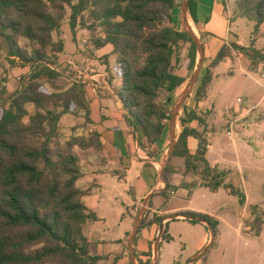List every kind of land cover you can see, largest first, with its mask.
Returning a JSON list of instances; mask_svg holds the SVG:
<instances>
[{
    "label": "trees",
    "instance_id": "trees-1",
    "mask_svg": "<svg viewBox=\"0 0 264 264\" xmlns=\"http://www.w3.org/2000/svg\"><path fill=\"white\" fill-rule=\"evenodd\" d=\"M66 6L72 10L70 26L74 36L78 16L90 6V20L104 34L93 39L92 44L96 49L111 45L112 54L118 56L114 70L123 81L119 97L128 112L127 122L139 145L151 157V147L167 133L170 106L177 90L186 82L174 71L180 51H187L184 70L193 71L197 64V46L179 26L178 0H79L76 5L73 0H0V56L3 39L9 56L31 68L21 89L0 105V264H98L102 260L101 256L91 255V243L84 235L85 225L97 221V214L85 203L92 187L78 186L83 172L76 152H102V136L92 131L60 143L59 124L64 115L84 109L90 122L84 87L73 84L67 91L52 92L44 84L58 75L48 63L47 51L50 48L52 54H58L65 49L64 42L53 40V33L61 27ZM237 6L239 15L254 24V38L249 47L225 44L198 80L195 108L183 106L179 119L182 132L172 158H182L186 172L197 174L199 182L182 180L173 186L169 180L178 170L169 164L165 170L166 187L156 194L165 202L181 192L188 197L198 186L212 191L225 186L230 194L239 195L241 202H245L244 195L226 184V172L209 163L206 134L192 127L194 122L206 123L198 110L208 96L212 68L234 54L248 61L250 69L264 63V50L255 47L256 36L264 26V0H238ZM196 7L195 0H190L189 12L195 23ZM22 38L38 46L32 57L21 48ZM6 93L4 89L0 96ZM29 107L34 108L32 114ZM59 108L62 110L58 111ZM190 137L198 141L195 154L189 149ZM257 213L255 206L252 214ZM185 214L204 218L217 235L219 221L215 217L196 212ZM162 219L147 221L145 217L140 230L160 224ZM263 224L257 217L247 225L260 235ZM168 230L169 224L163 241L171 242L173 237Z\"/></svg>",
    "mask_w": 264,
    "mask_h": 264
},
{
    "label": "rangeland",
    "instance_id": "rangeland-1",
    "mask_svg": "<svg viewBox=\"0 0 264 264\" xmlns=\"http://www.w3.org/2000/svg\"><path fill=\"white\" fill-rule=\"evenodd\" d=\"M78 2L79 0H73L74 5ZM226 2L235 16L230 30L238 35L246 46H250L254 38V24L245 17L237 16L238 0ZM183 3L184 0H178V22L180 28L185 31L182 28ZM71 15V8L66 6L61 27L53 33V40L64 42L65 49L58 54H52L51 49H48V63L58 75L46 80V87L52 92L67 91L73 84L89 85V88L95 89L97 82L93 79H103L93 77L96 74L106 75V79H121L114 72L118 56L111 54L110 47L109 51L107 48L98 50L92 44L93 39L102 38L104 34L102 28L90 20V6L78 16L75 36L70 26ZM194 33L200 41L198 34ZM1 42L3 48L0 56V93L4 89L7 93L0 96V105L9 101L31 75L30 66L23 64L18 58L9 56L5 41L1 39ZM19 44L28 57H32L34 49L38 48L24 38L20 39ZM255 47L264 50V30L256 36ZM186 56L187 51L182 49L178 60L175 61L174 71L179 74L185 72L189 82L196 67L190 72L183 69ZM261 64L257 70L250 69L249 63L242 64L235 58L230 60L229 64L224 63L216 67L209 92L214 100L215 110L211 114H202L209 127L208 140L212 145L207 159L211 165H216L220 171L226 172V184H231L244 195L245 202H241L239 195L230 194L225 186L216 191L198 186L188 197L186 192H182L180 196L172 197L169 202L156 196V193L143 212V220L145 217L147 221L154 218L163 219L158 223L159 226L157 224L154 237L151 234V226L139 229L133 247L134 253H131L129 239L144 203L141 202L133 214L134 203L140 202L142 195L135 190V193H129L127 189H135V181L141 177L144 162L133 164L131 173L124 177L126 183L120 181V173L114 171L110 162L111 165L102 168L101 173H91L88 183L82 179L78 184L80 188L98 184L92 195L85 199L87 205L97 214V221L89 222L84 227V235L91 242V255L102 257L98 264H155L156 261L157 264H185L198 252L197 248L204 240L206 228L200 224L182 221L185 220L183 217L170 220L175 215H185L180 213L182 211L211 214L219 221L214 244L194 264H264V224L260 235H256L247 225L253 223L257 217L264 223V63ZM203 73L204 68L200 77ZM177 97L170 106L171 117ZM28 110L30 114L34 112L32 107ZM86 114L84 109H78L76 114L63 116L59 124L60 143H65L73 135L87 136L90 133L87 125L79 126L83 119L87 120ZM179 119L180 113L176 127L178 139L182 132ZM169 124L170 121L166 133V148L170 147ZM229 132H232V137ZM168 151L162 156L161 164H165ZM76 152L80 154L81 150L76 149ZM146 152L149 153L148 150ZM169 164L178 170V179L188 183L199 182L197 174L186 172L182 158H171ZM82 169L84 171L83 167ZM255 206L258 207L256 216L252 214ZM162 223L169 224L168 231L173 240L160 243L157 257L155 243ZM151 244L152 255L145 261L146 256L150 255ZM142 251H147L148 254H142ZM142 256L144 258H141Z\"/></svg>",
    "mask_w": 264,
    "mask_h": 264
},
{
    "label": "crops",
    "instance_id": "crops-1",
    "mask_svg": "<svg viewBox=\"0 0 264 264\" xmlns=\"http://www.w3.org/2000/svg\"><path fill=\"white\" fill-rule=\"evenodd\" d=\"M195 2L197 5L196 7L197 23L194 22L189 10H188V22L192 27L193 31L198 34L200 38V42L203 45L205 51V59L203 64L204 69L216 58V56L218 55V53L225 44L236 42L238 45L249 47L246 46L240 40L238 35L233 34L229 28L232 25V21L235 16L232 14L231 8L227 4L226 0H195ZM263 27L261 29L262 31L264 30ZM182 28H183V24H182ZM109 47L111 48V54H112L111 45H107L104 48H107V50L109 51L110 50ZM235 58H237L240 62H242V64H244L245 62L249 63L248 61H243V59L236 56V57L226 58L225 61L220 65L224 63L229 64V61ZM198 60H199V55L197 57V63ZM260 65L262 64H259L255 69L257 70ZM216 67L211 69L213 75L212 82L214 79V69ZM180 75L186 78L185 72L180 73ZM93 77L95 78L103 77V79H93L97 82L95 83L96 85L95 89L89 88V85L83 86L85 91V100L87 102L89 109L90 122H87L86 119H83L79 126L87 125L89 127L90 132L95 131L99 133L102 136L104 149L100 153L96 152L93 149H89L85 151L81 150L80 154L77 153L80 158V166L83 172V177L80 180L84 179L88 183L90 180L89 175L91 173L92 174L101 173L102 168H106L108 165L112 164L111 166L114 168V171L116 173H120L119 174L120 181L122 183H126L124 177L131 173L133 164L135 162H144V167L141 172V177L135 181V189L131 187H128L127 189L129 193H135V191H137L139 194L142 195V200L140 202H135L132 208V212L133 214H135L140 203L141 202L144 203L145 199L148 197L150 193H152L153 191H158L157 193H160L164 191L166 187L167 181H165V179L161 175V170L164 165L161 164L162 156L166 154V152L169 149L166 148V141H167L166 134L163 136L162 140L158 144L151 147V151L154 153V157L148 155L149 153L146 152L147 149L139 145L137 140V135L134 129L129 125V123L126 120L128 112L119 97V92L123 86V81L121 79H106V75L103 74H96ZM188 80L189 79L186 78L185 84L177 90V93L174 98L175 100L176 96H178L176 102L178 101L180 95L185 90L188 84L187 83ZM211 84H210V88H211ZM210 88H209V92H210ZM194 91L195 88L193 89V91L191 92V94L183 104V106L185 105L189 110L194 109L196 106L194 100ZM209 92L207 98L203 101V103L199 107L198 111L201 114H207V113L211 114L215 110L214 100L210 96ZM183 106H182V110L180 109L179 112L180 117L184 113ZM192 127L197 129L201 133H205L208 140L209 127L207 126L206 123L205 125H199L197 124V122H194L192 124ZM78 132L80 134L79 129ZM188 144H189L190 152L192 154H195L198 149V141L195 138L190 137L188 140ZM211 150H212V145L208 140L207 154ZM160 165H161V169H159ZM211 166L218 168V166L216 165H211ZM82 167L84 168V171ZM111 171H113V169ZM178 176H179L178 174L171 176L169 180L170 184H172L173 186H178L182 181V179H178ZM97 186H98L97 183L90 186L93 189L92 193ZM90 187L81 188V189H87ZM181 194L182 192L177 196H180ZM172 212L177 213L175 211ZM190 212H194V211H190ZM180 213H186V212L182 211ZM196 213L206 214L202 212H196ZM207 215L212 216L211 214H207ZM182 221H186V220H182ZM200 225L206 228L205 224L201 223ZM150 226L152 229L151 234L154 237L155 232L157 230V225L153 224ZM209 242H210V233L209 230L207 231L206 229V235L204 237V240L201 241L200 244L198 245L197 251L199 252L206 245H208ZM152 244H151V248L149 249L150 255L146 256V258L144 259L145 261L148 260L152 255L153 252ZM198 252H196V254ZM141 253L148 254L147 251H142ZM141 258H144V256H142Z\"/></svg>",
    "mask_w": 264,
    "mask_h": 264
},
{
    "label": "water",
    "instance_id": "water-1",
    "mask_svg": "<svg viewBox=\"0 0 264 264\" xmlns=\"http://www.w3.org/2000/svg\"><path fill=\"white\" fill-rule=\"evenodd\" d=\"M189 3H190V0H184L183 7H182V24H183L184 30L191 35V37L193 38V40L197 46L199 60H198L195 72L193 73V75H192L190 81L188 82L185 90L180 95L178 101L175 104L174 109L172 110V117H171L170 124H169L170 147H169V151H168V154L166 157L165 164L163 165L162 170H161V175L165 179V181H167L166 177H165V170L171 161V158L174 154V151L176 149V145L178 142V138L176 136V127H177L178 115H179L180 109L182 108L183 104L185 103V101L187 100V98L189 97V95L191 94V92L193 91V89L196 87V85L198 83V80H199L200 75H201V71L203 69L204 59H205V51H204L203 45L199 41V39L197 38L196 34L194 33L192 27L190 26V24L188 22ZM157 192L158 191H153L152 193H150L144 201V207H143L142 212H141L142 216L140 215L139 218L137 219L134 231L132 232L131 237L129 239V247H130L131 253H134L133 247H134V243H135L137 234H138L139 229L141 227V223H142L143 215H144L143 212L145 211V209H146L150 199L152 198V196L154 194H156ZM178 217H183L185 220H190V221L202 223L208 227L210 237H211L210 242L203 249H201L196 255H194L188 262L185 263V264H194L198 260H200L202 258V256L205 253H207L208 250L214 244V242L216 240L215 232L211 228V226L208 224V222L202 217L185 214V215H175V216L171 217L170 220H173V219L178 218ZM165 230H166V225H164V223H162L160 225L159 233H158L156 243H155L156 254H157L156 256L157 257L159 254L160 243L163 240V235L165 233ZM132 261L134 262L133 254H132ZM155 264H157V261L155 262Z\"/></svg>",
    "mask_w": 264,
    "mask_h": 264
},
{
    "label": "built area",
    "instance_id": "built-area-1",
    "mask_svg": "<svg viewBox=\"0 0 264 264\" xmlns=\"http://www.w3.org/2000/svg\"><path fill=\"white\" fill-rule=\"evenodd\" d=\"M229 136L232 137V132H229Z\"/></svg>",
    "mask_w": 264,
    "mask_h": 264
}]
</instances>
